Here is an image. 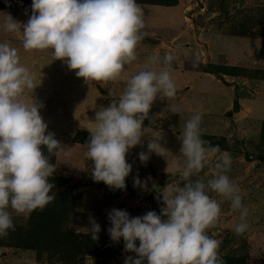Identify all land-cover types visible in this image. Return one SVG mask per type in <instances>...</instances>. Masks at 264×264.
I'll return each instance as SVG.
<instances>
[{"label":"rangeland","instance_id":"obj_1","mask_svg":"<svg viewBox=\"0 0 264 264\" xmlns=\"http://www.w3.org/2000/svg\"><path fill=\"white\" fill-rule=\"evenodd\" d=\"M31 3L0 0V17L7 13L26 23ZM137 3L144 12L146 35L137 47V60L126 68L124 79L116 81L88 84L64 61L52 60L50 51L25 52L19 37L0 32V41L17 47L21 62L32 71L37 84L33 99L43 104L39 111L47 131L63 147L59 156H50L56 166L49 178L54 199L28 216L13 213L14 230L0 238V264H124L135 253L124 250L123 238L109 237L108 212L118 208L130 216L150 210L160 213L159 189L180 182L168 176L165 168L179 155L180 130L195 112L202 115V139L218 145L220 153L230 154L227 174L240 187L248 208V228L237 235L232 226L239 213L223 201L209 234L219 241L218 252L225 264H264V0ZM166 52L174 56L170 72L175 98L158 97L143 121V127L161 131L163 155L153 152L146 163L139 160L138 153L148 151L150 136L145 134L143 143L126 153L132 169L124 189L93 181L85 152L96 112L119 98L127 77L140 69L147 56L159 53L163 57ZM168 103L178 106L180 113L168 111ZM204 171L208 175L202 172L201 176L206 180L212 170ZM136 176L147 181V189L134 186ZM153 189L151 200L147 195ZM90 216L101 226L97 240L84 234Z\"/></svg>","mask_w":264,"mask_h":264},{"label":"clouds","instance_id":"obj_2","mask_svg":"<svg viewBox=\"0 0 264 264\" xmlns=\"http://www.w3.org/2000/svg\"><path fill=\"white\" fill-rule=\"evenodd\" d=\"M31 10L23 24L11 14L0 17V32L19 37L25 52L50 51L52 60L64 61L88 84L124 79L146 35L144 12L137 0H32ZM173 60L167 52L163 57L159 53L147 56L140 69L127 77L119 98L96 112L85 152L93 181L124 189L132 169L126 153L142 144L145 134L150 136L148 151L138 153L139 160L146 163L153 152L163 155L161 131L143 127V121L158 97L175 98ZM36 85L32 71L21 62L19 49L0 41V238L14 230L13 213L28 216L54 199L49 178L56 166L50 156H59L63 147L47 131L39 111L43 104L33 99ZM167 108L180 113L175 104L168 103ZM201 120L202 115L195 112L180 130L179 155L165 168L168 176L180 182L159 189L163 202L159 214L150 210L130 216L118 208L108 212L109 237L123 238L124 250L135 253L124 264H225L218 252L219 241L209 234L225 200L239 213L232 230L237 235L247 230L248 208L240 187L227 174L231 156L202 139ZM206 168L212 175L205 180L201 173L207 176ZM133 184L147 189V181L139 176ZM89 222L84 234L97 240L101 226L92 216Z\"/></svg>","mask_w":264,"mask_h":264},{"label":"water","instance_id":"obj_3","mask_svg":"<svg viewBox=\"0 0 264 264\" xmlns=\"http://www.w3.org/2000/svg\"><path fill=\"white\" fill-rule=\"evenodd\" d=\"M155 192H156V190L153 189L147 196H149L151 198V200H153Z\"/></svg>","mask_w":264,"mask_h":264},{"label":"trees","instance_id":"obj_4","mask_svg":"<svg viewBox=\"0 0 264 264\" xmlns=\"http://www.w3.org/2000/svg\"><path fill=\"white\" fill-rule=\"evenodd\" d=\"M236 107H238V108H239V106H236Z\"/></svg>","mask_w":264,"mask_h":264}]
</instances>
